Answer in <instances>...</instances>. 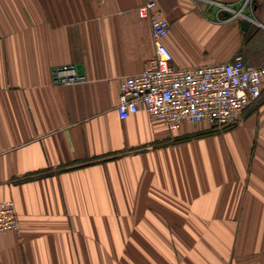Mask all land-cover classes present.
I'll return each instance as SVG.
<instances>
[{
  "label": "crops",
  "instance_id": "0c3cea01",
  "mask_svg": "<svg viewBox=\"0 0 264 264\" xmlns=\"http://www.w3.org/2000/svg\"><path fill=\"white\" fill-rule=\"evenodd\" d=\"M145 1L0 0V264H264V92L222 129L118 116ZM153 1L172 65L264 64V0ZM67 62L85 80L53 84Z\"/></svg>",
  "mask_w": 264,
  "mask_h": 264
},
{
  "label": "built area",
  "instance_id": "2783aa9c",
  "mask_svg": "<svg viewBox=\"0 0 264 264\" xmlns=\"http://www.w3.org/2000/svg\"><path fill=\"white\" fill-rule=\"evenodd\" d=\"M136 10L140 17L149 20L154 56L141 72L121 79L115 106L120 118L143 109L150 118L160 119L170 128L183 123H203L222 129L240 121L260 100L264 92V64L247 63L237 53L227 61L174 66L171 51L163 43L170 22L155 9L153 0H146ZM84 80L85 76L78 73L72 62L57 64L50 70L53 84ZM18 228L13 200L1 199L0 232Z\"/></svg>",
  "mask_w": 264,
  "mask_h": 264
},
{
  "label": "rangeland",
  "instance_id": "374dc122",
  "mask_svg": "<svg viewBox=\"0 0 264 264\" xmlns=\"http://www.w3.org/2000/svg\"><path fill=\"white\" fill-rule=\"evenodd\" d=\"M204 130H213V128H209V127H207V128H205Z\"/></svg>",
  "mask_w": 264,
  "mask_h": 264
},
{
  "label": "water",
  "instance_id": "95a60500",
  "mask_svg": "<svg viewBox=\"0 0 264 264\" xmlns=\"http://www.w3.org/2000/svg\"><path fill=\"white\" fill-rule=\"evenodd\" d=\"M244 23V22H243Z\"/></svg>",
  "mask_w": 264,
  "mask_h": 264
}]
</instances>
